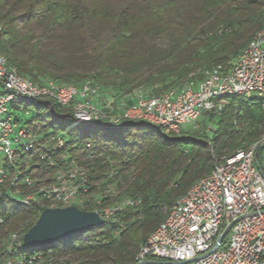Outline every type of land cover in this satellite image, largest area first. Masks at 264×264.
Masks as SVG:
<instances>
[{
	"label": "trees",
	"instance_id": "obj_1",
	"mask_svg": "<svg viewBox=\"0 0 264 264\" xmlns=\"http://www.w3.org/2000/svg\"><path fill=\"white\" fill-rule=\"evenodd\" d=\"M263 29L264 0H0V54L18 75L35 83H89L106 94L104 102H97L106 120L78 122L70 110L49 103L29 111L25 124L32 131L45 139L61 137L64 145L53 153L48 148L53 167L33 160L25 176L48 182L75 159L92 182L116 187L111 202L100 197L99 206H75L80 211L93 212L125 198L140 202L98 227L32 248L19 243L49 206L38 199L29 205L14 199L7 179L0 183V264H137L149 234L211 172L213 161L262 138L264 97H231L218 115L202 114L203 121L217 119L206 136L180 130L165 134L159 127L123 119L112 124L120 116L119 101L138 90L148 96L181 90L216 66L226 72ZM262 160L257 153L258 163ZM31 192L22 187L21 196Z\"/></svg>",
	"mask_w": 264,
	"mask_h": 264
},
{
	"label": "built area",
	"instance_id": "obj_2",
	"mask_svg": "<svg viewBox=\"0 0 264 264\" xmlns=\"http://www.w3.org/2000/svg\"><path fill=\"white\" fill-rule=\"evenodd\" d=\"M98 97V88L89 83L76 87L50 80L32 82L18 75L0 54V183L9 179L14 199L24 205L38 199L51 208L88 204L86 185L93 186L94 182L89 179L88 169L75 159L56 170L48 182L25 176L33 160L53 167L52 153L60 150L64 141L61 137L45 139L25 123L19 124L13 111H23L27 116L29 107L49 103L70 110L78 122L106 120L107 114L94 103ZM231 97H264V29L254 35L228 71L213 67L205 70L197 83L159 96H148L142 90L126 95L117 105L119 118L111 121L143 122L161 128L165 134H178L180 125L195 122L202 114L218 115ZM60 158L65 160L66 155ZM22 187L32 192L22 197ZM112 192L107 190L108 198L114 196ZM139 203L138 199L125 198L93 212L105 222L118 212L135 209ZM93 204L99 206L100 199L97 197ZM3 224L0 215V229ZM11 239L16 241L17 235ZM143 260L264 264V159L258 163L256 144L213 161L211 172L179 198L149 234L136 257L137 263ZM7 264L24 263L10 260Z\"/></svg>",
	"mask_w": 264,
	"mask_h": 264
},
{
	"label": "water",
	"instance_id": "obj_3",
	"mask_svg": "<svg viewBox=\"0 0 264 264\" xmlns=\"http://www.w3.org/2000/svg\"><path fill=\"white\" fill-rule=\"evenodd\" d=\"M112 124L117 122L111 121ZM104 224L96 212L80 211L75 206L47 208L41 211L35 224L23 235L22 244L32 248L48 246L59 239L71 237L79 232ZM227 230L217 239L220 244ZM143 260L137 264H184Z\"/></svg>",
	"mask_w": 264,
	"mask_h": 264
},
{
	"label": "rangeland",
	"instance_id": "obj_4",
	"mask_svg": "<svg viewBox=\"0 0 264 264\" xmlns=\"http://www.w3.org/2000/svg\"><path fill=\"white\" fill-rule=\"evenodd\" d=\"M108 4L109 3H104V6H109V7L112 6V5H108ZM107 96H108V94H107ZM105 97H106V94L103 93V96L101 94H99V97L97 99H95L94 103L97 104V102H104ZM28 110L31 111L32 107H29ZM13 112H14V115L17 118H19V120H20L19 124H21V125L26 123L31 118V114H32L29 112L28 115L25 116L23 111H13ZM216 120L217 119H214L210 122L207 120L203 121V117H201V118L197 119L195 122H190V123L180 125L179 130L186 135H196V136L197 135H205L206 136V135L210 134L215 129ZM196 125H197V128H195ZM233 126H234L235 130L241 129V128H238V126H236L235 124H233ZM255 144L257 145L258 157L259 158L262 157L264 159V133L262 134V138H260V140L258 142L254 143V145ZM2 163H3V157L0 155V165H2ZM92 185H93L96 193H92V194L89 193V196L87 197L88 204H86V206H88V205L93 206L94 205L93 202L97 197H98V199L100 197H108L106 194L107 190L114 191L112 193L114 196L116 195L115 194V188L116 187L113 183L106 182V181H99V182L92 183ZM113 197L108 198L110 202L113 199ZM75 206H77V205H75ZM107 206H111V204H108ZM49 208H51V207H49ZM2 264H7V261H4Z\"/></svg>",
	"mask_w": 264,
	"mask_h": 264
}]
</instances>
